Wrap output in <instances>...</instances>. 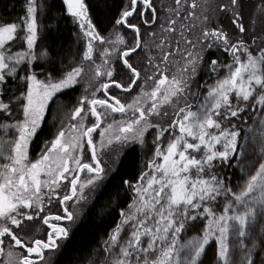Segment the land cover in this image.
Wrapping results in <instances>:
<instances>
[{
    "label": "snow or ice",
    "instance_id": "1",
    "mask_svg": "<svg viewBox=\"0 0 264 264\" xmlns=\"http://www.w3.org/2000/svg\"><path fill=\"white\" fill-rule=\"evenodd\" d=\"M9 7L0 264H61L94 215L111 224L81 264H264V0ZM62 21L67 48L46 42Z\"/></svg>",
    "mask_w": 264,
    "mask_h": 264
},
{
    "label": "trees",
    "instance_id": "2",
    "mask_svg": "<svg viewBox=\"0 0 264 264\" xmlns=\"http://www.w3.org/2000/svg\"><path fill=\"white\" fill-rule=\"evenodd\" d=\"M110 3H118L119 0H109ZM54 3L57 8L60 7V0H54ZM18 0H0V11H7L9 16L15 17L21 14V9L19 7H9L10 5H17ZM115 15L114 10H110L107 7L103 8V16L105 28L108 31H111L110 22L112 17ZM75 34V29L71 21H62L60 23L59 29L54 34H50L47 43H53L54 41L59 46L63 44L67 48L72 44L73 37ZM78 49L73 48V51ZM73 97H78L79 92L72 93ZM60 119H66L65 116L61 115ZM124 167L122 169V174L129 171L136 170L143 167L144 163V153L141 151L139 146H135V149H127L124 156ZM107 198V197H106ZM102 205H98L97 210ZM115 215V213H113ZM111 224V220L107 218H97L95 215L90 218L88 221H85L82 225L79 226L78 231L75 233L74 237L71 240V243L67 246L61 264H81V254L87 255V250L89 248L98 247L102 242L105 230L108 225Z\"/></svg>",
    "mask_w": 264,
    "mask_h": 264
},
{
    "label": "rangeland",
    "instance_id": "3",
    "mask_svg": "<svg viewBox=\"0 0 264 264\" xmlns=\"http://www.w3.org/2000/svg\"><path fill=\"white\" fill-rule=\"evenodd\" d=\"M79 95H80V93H79ZM124 151L126 152L127 151V148ZM144 158H145V156H144Z\"/></svg>",
    "mask_w": 264,
    "mask_h": 264
}]
</instances>
